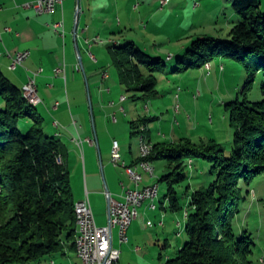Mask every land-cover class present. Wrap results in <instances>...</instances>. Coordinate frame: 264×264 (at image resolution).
<instances>
[{
  "label": "trees",
  "instance_id": "obj_1",
  "mask_svg": "<svg viewBox=\"0 0 264 264\" xmlns=\"http://www.w3.org/2000/svg\"><path fill=\"white\" fill-rule=\"evenodd\" d=\"M231 1L240 21L230 40L194 41L174 72L202 68L223 57L248 69L260 60L249 81L254 82L256 73L264 74L261 1ZM110 54L120 85L134 93V99L147 102L159 96L157 75L166 69L162 59H153L134 42L115 45ZM262 87L264 94V84ZM0 100V264H30L65 254L67 249L77 250L76 200L64 145L46 132L38 106L28 101L23 88L12 84L1 68ZM231 117L235 127L231 151L214 141L202 145L189 139L152 143L153 163L163 160L171 168L175 165L163 181L174 175L173 185L186 182L191 176L188 165L194 160L215 177L208 187L200 184L189 195L185 216L190 239L176 258L163 264H256L253 236L237 228L236 221L245 199L244 185L250 186L264 175V98L259 102L247 97L237 101ZM146 120L132 122L134 135L146 132L147 128L137 131L138 123ZM173 185L167 199L175 210H181Z\"/></svg>",
  "mask_w": 264,
  "mask_h": 264
},
{
  "label": "rangeland",
  "instance_id": "obj_2",
  "mask_svg": "<svg viewBox=\"0 0 264 264\" xmlns=\"http://www.w3.org/2000/svg\"><path fill=\"white\" fill-rule=\"evenodd\" d=\"M69 1L65 2L66 9L70 5ZM260 1V10L264 13V0ZM114 3V0L107 2L110 8L109 14H106L111 20L109 25L114 23L118 27L120 19L129 22L133 29L126 34L131 38L129 42L136 43L137 49L143 50L153 59H162L166 64L165 72L157 75V98L146 102L134 99V93L123 91L128 100L123 103L127 113L123 111L121 117L128 122L137 121L139 117L147 119L145 123H138L137 129L142 131L147 128L146 132L128 136V143L132 141L133 149L137 150L142 137L147 141L151 137L157 143H180L181 140L189 139L196 145L214 141L231 151L235 135L231 119L233 107L246 97L251 102H259L264 98V74L256 73L254 82L249 81L253 69L261 61L253 62V67L248 69L241 62L221 57L214 59L210 68L206 65L185 73L174 71L194 41L207 38L230 40L232 29L240 21L232 1L169 0L164 6L163 0H119L116 13ZM104 42L103 47L108 52L111 44L109 40ZM107 56V69L119 81L110 51ZM1 105L0 100V108ZM187 162L190 164L189 160ZM153 165L156 173L152 180L159 185V196L155 200L157 209L149 208L151 201H146L139 209V217L132 227L135 236L129 234L131 243L121 245L118 230L114 231L115 245L122 252L120 264H163L176 258L190 239L186 231L188 218L185 216L189 195L198 185L208 187L215 180V177L204 172L209 168L205 170L203 164L196 160L192 166L188 165L191 176L181 185H173L174 175L170 181L162 180L174 172L175 165L171 168L163 160ZM171 185L179 194L181 210H175L171 200L167 199ZM188 185L192 187L190 190ZM244 197L236 226L246 229L253 236L256 244L254 260L256 264H264V175L250 186L244 185ZM162 221L164 225H161ZM136 248L141 251H136ZM78 259L74 251H68L67 254L47 256L30 264H83Z\"/></svg>",
  "mask_w": 264,
  "mask_h": 264
},
{
  "label": "crops",
  "instance_id": "obj_3",
  "mask_svg": "<svg viewBox=\"0 0 264 264\" xmlns=\"http://www.w3.org/2000/svg\"><path fill=\"white\" fill-rule=\"evenodd\" d=\"M38 1L0 0V68L19 88L28 82L31 72L43 70L37 78L43 101L38 109L46 132L64 145V160L71 174L76 203L88 197L97 225L104 227L108 224L107 193L122 200L125 193L122 183L126 188H135L123 169L111 163L113 141L120 142L123 159L142 175L143 186L156 185L153 177L138 166L141 138L137 150L133 149L131 140L130 143L127 141V137L134 136L135 131L132 122L121 117L123 111L127 113L123 106L126 101L120 100L125 90L107 69L111 45L129 42L131 38L126 34L133 29L129 22L121 19L118 27L114 23L109 25L111 20L106 15L110 12L109 0H81L78 18L77 0H70L67 9L65 0L54 13H40L34 8L24 7ZM114 1L116 13L119 0ZM61 21L65 24V39L53 29V25ZM96 39L98 42H94ZM104 40H109L111 44L108 52L103 47ZM27 50L31 54L23 65L10 69L12 62L7 54L15 56ZM91 53L95 59H92ZM80 58L82 67L78 71ZM63 63H66V81L63 74L58 76L55 72ZM103 72H108V79H102ZM56 121L59 127L55 126ZM79 139L83 142L82 147L77 142ZM149 139L157 144L151 137ZM132 227L133 224L128 236L130 233L135 236ZM114 246L118 248L115 234ZM68 251H74L79 258L76 249H67L66 254ZM136 251L141 249L136 248Z\"/></svg>",
  "mask_w": 264,
  "mask_h": 264
},
{
  "label": "built area",
  "instance_id": "obj_4",
  "mask_svg": "<svg viewBox=\"0 0 264 264\" xmlns=\"http://www.w3.org/2000/svg\"><path fill=\"white\" fill-rule=\"evenodd\" d=\"M65 0H39L37 3H28L24 5L25 8H34L40 13H54L59 6L64 4ZM169 0H163V5H167ZM77 18L81 13V0H77ZM55 32L63 39L66 37V30L64 21L58 22L53 25ZM10 31V29H7ZM94 42H98L96 39ZM90 43V42H88ZM30 51H20L15 56L8 53V57L11 59L10 69L15 70L19 66H22L26 59L30 56ZM92 59L95 56L91 53ZM77 70H81V65H77ZM43 70L40 69L36 72H31L28 82L23 87V93L25 96H29L34 103L42 104L43 101L39 95V88L37 84V78L42 74ZM56 75H64L66 77V63L59 65L56 70ZM102 79L106 80V74H101ZM179 99V95H177ZM125 99H121L124 102ZM180 109V106H177ZM116 120V118H114ZM55 126L59 127L58 121L55 122ZM78 144L82 147L83 142L79 139ZM121 145L118 140L113 141L111 162L117 168L123 169L124 173L128 176L130 181L135 185V188H126V185L122 183V187L125 189V193L122 200H117L107 193L108 198V224L104 227L97 225L94 212L89 198H85L79 201V208L81 212V226H82V250L83 257L86 264H119L121 259V251L114 246V231L118 230L119 243L125 245L129 243L128 232L133 222L139 217V209L143 205H137V196H139V189H146L147 193H154L152 189H148L143 186V182L140 181L138 171H131V165L123 159L121 153ZM137 162H140L139 160ZM137 164V163H136ZM149 169V167H148ZM150 172V171H149ZM146 202V196H144V204ZM150 209L155 210L154 201L149 206ZM152 226L153 223L151 222ZM164 225V221L161 222Z\"/></svg>",
  "mask_w": 264,
  "mask_h": 264
},
{
  "label": "bare ground",
  "instance_id": "obj_5",
  "mask_svg": "<svg viewBox=\"0 0 264 264\" xmlns=\"http://www.w3.org/2000/svg\"><path fill=\"white\" fill-rule=\"evenodd\" d=\"M208 68H210V65H207ZM107 79L109 78L108 72H105ZM28 101L35 105L38 106L39 104L34 103V101L29 98V96H25ZM122 99H125L126 97H123ZM153 145L150 142H147L144 137L141 138V144H140V158L138 162V166L143 169L146 173L150 174L152 177L155 175V167L153 165V162L150 160V157L153 153ZM149 167V169H148ZM131 171H137L135 168L131 166ZM150 171V172H149ZM138 176L141 182H143V177L142 175L138 172ZM148 189H152V192H156L155 197L154 193H147L146 194V189H139V196H137V205H143L144 204V196H146V201H155L157 197L159 196V185H152V186H146ZM155 205V209H157V205ZM76 217H77V228H78V238H77V252L78 256L81 259L83 264H86V261L83 257V250H82V226H81V212L79 208V202L76 203ZM54 264V262H52Z\"/></svg>",
  "mask_w": 264,
  "mask_h": 264
},
{
  "label": "water",
  "instance_id": "obj_6",
  "mask_svg": "<svg viewBox=\"0 0 264 264\" xmlns=\"http://www.w3.org/2000/svg\"><path fill=\"white\" fill-rule=\"evenodd\" d=\"M77 15H78V13H77ZM80 65H81V67H82V59L80 58Z\"/></svg>",
  "mask_w": 264,
  "mask_h": 264
}]
</instances>
